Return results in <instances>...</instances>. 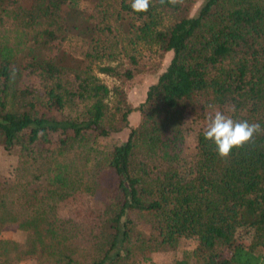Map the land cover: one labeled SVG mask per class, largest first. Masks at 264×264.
Segmentation results:
<instances>
[{
  "label": "trees",
  "instance_id": "trees-1",
  "mask_svg": "<svg viewBox=\"0 0 264 264\" xmlns=\"http://www.w3.org/2000/svg\"><path fill=\"white\" fill-rule=\"evenodd\" d=\"M131 2L0 0V146L17 151L0 233L20 236H0V264H154L182 237L196 244L173 264H264V134L221 158L200 131L181 170L185 116L230 106L264 128V0ZM167 54L132 106L128 86ZM132 111L125 141L101 145ZM82 192L105 202L97 239L77 246L57 209Z\"/></svg>",
  "mask_w": 264,
  "mask_h": 264
},
{
  "label": "rangeland",
  "instance_id": "rangeland-1",
  "mask_svg": "<svg viewBox=\"0 0 264 264\" xmlns=\"http://www.w3.org/2000/svg\"><path fill=\"white\" fill-rule=\"evenodd\" d=\"M170 54L166 55L160 69L157 72H147L136 76L135 80L127 88V98L132 106H136L143 100L146 89L157 79V75L162 71ZM22 84L33 88H38L34 81L24 79ZM41 91V89H40ZM215 111H222L226 115L231 114L230 106H211L205 109L199 116H185L183 122V131L186 148L183 151L181 170L186 173L190 170L194 159L193 149L197 133L204 131L208 124V117ZM137 111H132L127 118V126L121 131L112 133L109 136L100 137L101 145L111 147L115 144L125 141L128 131L138 122ZM15 149L6 150L0 146V181H11L13 167L17 159ZM105 199L103 196H93L85 192L79 193L67 200L61 202L57 212L63 218H72L77 223L74 235V243L77 246H84L93 243L98 236V228L102 217V210ZM2 238L16 239L20 238L14 222L4 224L0 233ZM196 241L192 237H182L179 246L175 251H155L152 254L154 264H173L176 258H182L185 254L191 252ZM15 264H35L34 256H22Z\"/></svg>",
  "mask_w": 264,
  "mask_h": 264
},
{
  "label": "clouds",
  "instance_id": "clouds-1",
  "mask_svg": "<svg viewBox=\"0 0 264 264\" xmlns=\"http://www.w3.org/2000/svg\"><path fill=\"white\" fill-rule=\"evenodd\" d=\"M152 0H132L133 11L147 12ZM164 3L165 0H160ZM180 0H168V3L176 4ZM258 134H264V128L259 123H250L247 120H234L232 116L222 111H215L208 117V124L203 132L205 140L212 141L221 158H227L233 148L243 147Z\"/></svg>",
  "mask_w": 264,
  "mask_h": 264
}]
</instances>
